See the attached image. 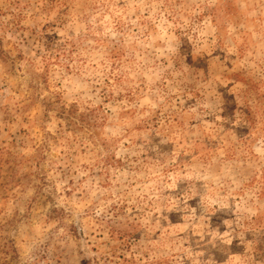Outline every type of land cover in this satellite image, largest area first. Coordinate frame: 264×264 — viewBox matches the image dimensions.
<instances>
[{
  "label": "rangeland",
  "instance_id": "rangeland-1",
  "mask_svg": "<svg viewBox=\"0 0 264 264\" xmlns=\"http://www.w3.org/2000/svg\"><path fill=\"white\" fill-rule=\"evenodd\" d=\"M0 264H264V0H0Z\"/></svg>",
  "mask_w": 264,
  "mask_h": 264
}]
</instances>
